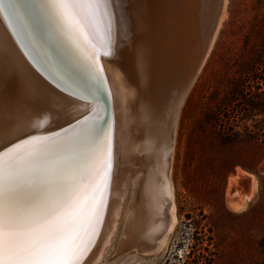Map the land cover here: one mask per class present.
I'll use <instances>...</instances> for the list:
<instances>
[{
  "label": "bare ground",
  "instance_id": "obj_1",
  "mask_svg": "<svg viewBox=\"0 0 264 264\" xmlns=\"http://www.w3.org/2000/svg\"><path fill=\"white\" fill-rule=\"evenodd\" d=\"M208 1L107 0L101 34L86 24L83 47L44 23L33 27L34 20L29 21L32 45L18 43L23 37L0 16V151L32 137H58L60 143L85 120H95L102 134H110V161L98 162L84 189L87 193L110 163L100 219L81 264H97L103 257L131 180L126 234L161 244L172 230L174 129L209 32L215 0L210 10ZM72 153L65 146L60 155ZM229 203L233 210L242 206L234 199Z\"/></svg>",
  "mask_w": 264,
  "mask_h": 264
},
{
  "label": "rangeland",
  "instance_id": "obj_2",
  "mask_svg": "<svg viewBox=\"0 0 264 264\" xmlns=\"http://www.w3.org/2000/svg\"><path fill=\"white\" fill-rule=\"evenodd\" d=\"M213 1L207 2V10ZM216 18L211 44L197 71L194 68L196 74L177 113L169 173L171 201L175 206L172 230L161 247L155 238H152L154 241L149 237L137 240L126 234L129 214L126 207L134 187L131 180L115 227L117 233L114 229L97 264H191L201 242L204 245L209 238L213 264H264L261 253L264 251V180L261 182L264 157L255 172L236 166L221 182L213 174L216 154H199L194 148L217 126L216 119L212 118L227 111L221 108L220 102L229 82L238 79L247 69L264 70V0H220ZM222 102L228 103V100ZM226 108H230L227 113L232 116L231 107ZM205 114L210 118L203 120ZM260 117L252 116L246 124L253 129L261 124ZM259 134V141L264 143V131ZM242 172L247 176L229 183V178ZM233 199L242 201L239 210L231 208L229 202Z\"/></svg>",
  "mask_w": 264,
  "mask_h": 264
},
{
  "label": "snow or ice",
  "instance_id": "obj_3",
  "mask_svg": "<svg viewBox=\"0 0 264 264\" xmlns=\"http://www.w3.org/2000/svg\"><path fill=\"white\" fill-rule=\"evenodd\" d=\"M106 15L107 0H0V16L28 46L30 20L83 47L85 25L101 34ZM80 125L60 143L58 137H32L0 151V264H81L100 219L110 163L84 189L98 162L110 161L111 140L95 120ZM65 146L72 155H60Z\"/></svg>",
  "mask_w": 264,
  "mask_h": 264
},
{
  "label": "trees",
  "instance_id": "obj_4",
  "mask_svg": "<svg viewBox=\"0 0 264 264\" xmlns=\"http://www.w3.org/2000/svg\"><path fill=\"white\" fill-rule=\"evenodd\" d=\"M255 71L256 69H247L238 79L229 82L226 95L220 102L221 108L227 111L220 112L218 114L220 116L216 115V118H212V120L216 119L217 126H214V130L207 132L194 147L199 154L207 152L216 154L217 161L213 174L221 182L233 173L236 166L255 172L256 166L264 157V143L257 137L260 135L259 131H264V70L261 68L260 71ZM225 99L228 103L222 102ZM237 103L239 105H236ZM234 105H236V111H233ZM226 107H231L232 116L228 115L230 108ZM252 116H261V124L253 129L246 124L247 119ZM208 118L210 117L205 114L203 120ZM199 161L197 165L200 164ZM262 180L264 177H261V182ZM184 187H186L185 184ZM211 240V238L207 239L204 245L201 242V247L191 264H213ZM261 253L264 258V251Z\"/></svg>",
  "mask_w": 264,
  "mask_h": 264
},
{
  "label": "water",
  "instance_id": "obj_5",
  "mask_svg": "<svg viewBox=\"0 0 264 264\" xmlns=\"http://www.w3.org/2000/svg\"><path fill=\"white\" fill-rule=\"evenodd\" d=\"M219 1H220V0H215V4H214V8H213V12H212L211 17H210V19H209V21H208V26H207L209 32H208V35H207V37H206V42L204 43V45H203V47H202V49H201V52H200V55H199L198 62H197L196 65H195V69H196V67H198L200 61L203 59V57H204V55H205V53H206V51H207V48H208V46H209V44H210L211 38H212V36H213V32H214L215 26H216V24H217L216 14H217L218 6H219ZM195 69H194V71H195ZM262 168L264 169V162H263V164H262ZM157 241H158V243H159L160 240L157 239Z\"/></svg>",
  "mask_w": 264,
  "mask_h": 264
}]
</instances>
